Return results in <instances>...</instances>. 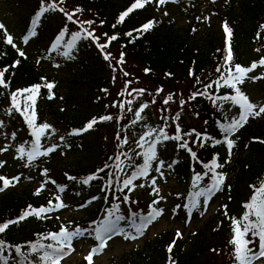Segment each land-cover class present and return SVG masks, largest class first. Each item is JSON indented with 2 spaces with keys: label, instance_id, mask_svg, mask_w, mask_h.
Wrapping results in <instances>:
<instances>
[{
  "label": "trees",
  "instance_id": "16d2710c",
  "mask_svg": "<svg viewBox=\"0 0 264 264\" xmlns=\"http://www.w3.org/2000/svg\"><path fill=\"white\" fill-rule=\"evenodd\" d=\"M30 4L31 18L27 26L30 27L33 18L40 11L43 4L47 7L53 0H24ZM58 8H63L64 12H73L75 9H82L81 12L73 16V20H68L64 12L49 10L44 14L52 15V19L58 23L57 28L62 29L65 34L67 44L72 40L73 33H80V37L75 41L74 46L69 50L66 46L59 50L70 51L78 49L88 57L94 80L88 81L90 89L85 93L70 86L66 103L70 105L75 115V120H67L65 127L73 130L82 129L93 118L99 120L102 116H111V120L100 121L94 127L79 135H71L70 141L73 146L83 144L87 155H94L96 163L94 166L74 165L70 163L65 167L64 174L68 181V186L73 188L76 195V203L86 206L83 218L71 220L80 230L86 229L87 237L95 240L94 229L106 218V209H114L119 205L117 215L125 217L127 226L139 224L150 211L153 202H146L137 197L130 190L120 189L123 187L122 181L128 178L138 166L144 163L142 153L148 148V143L143 148L138 146L140 136L149 129H156L153 137L158 134L159 128L154 125L144 126L137 124L136 128L128 119L124 112L126 105L124 101L118 104L119 109L112 113H106L104 93L101 87H105L107 82L104 79L106 71L109 69L105 55L110 54L114 49L117 58L113 63L119 74H132L145 79L152 94L153 103L160 111L161 120L165 125L164 132L168 136L179 135L182 141L168 140L172 152L168 155V169L176 173L177 178L187 184V188L173 196L172 202L176 206L177 212H189L192 194L198 191L193 187V179L196 173L203 174L207 171L204 164L210 163L217 158L218 163L223 164L217 172L226 174V179L220 190L224 195V200L219 205L217 213L213 215L204 225L190 232L185 239L183 233L177 237L169 230L147 238L142 246L135 247L129 254L123 256L112 264H236L233 257L234 246L230 243L233 239L231 232V219L241 218L245 212L243 207L253 194V185L259 186L264 182V118L254 120L246 126L239 136L240 143L236 145L238 155L230 165L226 161V154L223 153L224 144L213 145L211 141L204 144L195 143L196 133H203L214 139H223L219 125L230 122L234 117L228 107L236 108L227 102L217 101L213 103L209 96L219 97L232 94L233 90L227 86L218 87L215 81H220L224 85L221 76L228 75V64H225L224 57L227 55L225 23L231 29V51L232 65L239 64L246 67L247 59L250 58V47L256 45L264 49V0H227L224 9L217 11L214 24L202 31L199 26L192 24L189 27L176 26L173 19L158 17L153 13L152 8L147 4L144 8L135 9L124 20L118 23V19L126 11L134 0H55ZM75 21H94L91 25L77 23ZM154 21L153 27L146 32H137L142 25ZM115 25V27H113ZM197 25V24H196ZM48 29L44 27L43 31ZM66 29V31H65ZM87 29L93 32V39L87 37L83 31ZM4 29H0V70L7 68L5 80L7 87H0V102L5 101L7 105L17 112L18 120L22 123L21 129L26 130V142L30 144L34 140L32 128L25 120L23 109L26 97L29 93L18 95L17 99L21 106V111H16L13 107L12 93L17 90L31 88L40 85L39 92L35 94L36 123L43 124V120L38 116V107L41 103L49 100L52 92L58 93L55 85L51 90L44 87L49 83V79L43 76L42 72L31 61L28 56H19L17 50L5 43ZM132 35L128 36L127 33ZM107 34V35H105ZM259 34V38H258ZM41 35V34H40ZM118 38L111 43L109 37ZM99 45H107L103 49ZM246 48V49H245ZM261 57H264V50H260ZM123 56V63H118ZM19 61L18 64L15 62ZM220 67V71L217 68ZM145 69H148L146 72ZM212 87L206 89V85ZM244 92V84L239 85ZM93 89V90H92ZM160 90V91H158ZM207 92L206 95L194 93ZM172 97L167 104L164 100ZM104 98V101H101ZM30 112V110H29ZM177 114L179 118L177 119ZM44 117V116H43ZM80 118V119H79ZM114 129V137L111 143L104 142L103 135L108 128ZM135 127V128H134ZM192 130H195L193 132ZM100 133V135H97ZM186 133H192L186 135ZM119 136V139L117 138ZM127 143H123L124 138ZM43 137L41 138L42 141ZM150 142V138L146 137ZM187 141L189 147L196 153L193 158L191 154L179 144ZM160 143H165L162 141ZM98 150L94 151L93 147ZM158 145L155 151L157 156ZM98 153V154H97ZM119 158V159H117ZM77 164V163H76ZM107 165V167H106ZM119 165V168H117ZM171 165V167H169ZM156 166V160L152 161V166L147 177L139 179H150ZM103 169V171H99ZM121 169H123L121 171ZM232 172V178H227ZM90 176L95 179L88 184L82 183ZM75 177V179H69ZM211 173L204 176L199 182L200 188L211 183ZM118 180L120 182H118ZM137 180H134L135 183ZM66 186V183H63ZM2 186V182H0ZM36 188L25 186L18 189L13 187L9 191L0 194V224L10 220H17L25 211L40 207H52L59 203L55 197L47 193L37 194ZM127 196L125 203L123 197ZM96 197L97 199H93ZM119 198V199H118ZM197 210L204 197H199ZM52 201V205H49ZM89 202L92 206H89ZM129 206L128 211H124V206ZM186 205L188 207H186ZM227 206L226 209L224 206ZM225 212L227 215H225ZM135 214V215H133ZM46 218L28 216L18 223L10 224L5 232L0 233V241L4 242V247L0 250V264H40L39 254L30 251L32 243H55L50 239H43L49 233L59 232L62 227L68 225V221H60L54 215L44 214ZM115 219V217H113ZM118 223V224H119ZM249 239H252L249 234ZM175 241L171 253L168 246ZM256 243L249 245L254 250ZM20 247V253L16 248Z\"/></svg>",
  "mask_w": 264,
  "mask_h": 264
},
{
  "label": "rangeland",
  "instance_id": "374dc122",
  "mask_svg": "<svg viewBox=\"0 0 264 264\" xmlns=\"http://www.w3.org/2000/svg\"><path fill=\"white\" fill-rule=\"evenodd\" d=\"M227 0H169L164 5H159L157 0H153L150 3V7L153 13L158 17L172 18L176 26L189 27L192 24L199 26V30L202 31L205 28H209L214 24L217 11L224 9L225 2ZM30 4L24 0H0V24L4 25L7 34H10L14 38V43L29 55L30 59L36 63V66L42 72L43 76L49 79L51 83H54L58 89V93H53V98L45 101L39 107L40 117H45L43 120L47 124L54 126L48 130L44 137V149L52 145H58L54 152L49 153L47 156H41L36 158L30 164L27 161V157L19 159L18 149L21 146H25L26 132L20 129L21 123L17 119L16 113L7 105L5 101L0 102V149H7V151H0V162H3V167H0V175L9 179L13 177H19V182L13 181L15 187L18 189L25 186H32L33 188L42 189L49 193L51 196L60 197V201L63 202L65 207L50 211L60 221L67 220L68 225L66 228L69 231L79 229L75 226V222L71 220H78L83 218L86 206L84 204H78L76 201V195L73 188L67 186L62 187L63 183L68 184L66 176L64 174L65 167L70 163L74 165H86L94 166L96 163V157L87 155L84 150L83 144H77L72 150L73 146L70 141V130L65 127L67 120H75L76 113L72 115V108L66 103L68 98V92L70 86L79 89L85 93L90 89L88 81L94 80V74L91 71L90 64L88 63V57L84 53L75 52L70 54L71 58L65 57L62 53L57 51L51 52L48 50V46L51 45L54 34L58 30L56 28L58 23L56 20L50 18L44 19V25L48 29H45L41 35L36 36L31 42L28 41L25 44L22 37L27 33V24L31 18ZM48 17V16H47ZM197 24V25H196ZM4 32V30H3ZM246 49V48H245ZM260 49L256 45L250 47L251 56L247 59L246 67L250 66L252 62L259 61L261 58ZM111 58L107 60V66L109 69L106 71L104 79L101 82H107L105 87H101L104 93V98L101 101L105 102L106 113L114 112L119 109L118 104L120 101H124L126 107L124 112L127 119L135 125L143 124L144 126L154 125L161 129H165V125L161 120L160 111L153 103L152 94L149 92L151 87L145 79L137 77L133 72L132 74H119V71L113 67V63L117 58V53L114 49L110 51ZM59 65V67H57ZM251 76L264 75V67H258L252 73ZM129 81L131 83H129ZM245 87L244 93L249 97L250 101L257 105H264V79L253 81L246 79L243 83ZM143 89V92L139 90ZM93 90V89H92ZM106 90V91H105ZM131 102V103H129ZM147 104L148 107L144 108L140 113L141 118L137 119L136 112L142 105ZM11 110V111H10ZM228 110L234 117H238V107H228ZM264 118V114L259 117H250L248 122L236 132L231 139L236 141L235 144L240 143L239 136L243 129L250 125L254 120H260ZM80 119V118H79ZM135 121V123H133ZM134 127V128H135ZM54 129V131H53ZM13 131L15 133H13ZM100 135V133H97ZM64 137L63 140L60 138ZM114 137V129L108 128L103 135L104 142L109 141L111 143ZM165 143H158L156 166L150 179L138 181L134 188V194L137 197L146 202H153L159 200L157 204L159 209H163V215L155 220L151 225L147 227L142 236L138 239L125 240L124 236L113 235V238L108 241L107 247L102 253L93 257V264H112L114 261H118L123 256L129 254L135 247L142 246L147 238H151L157 234L163 233L169 230L175 234L179 230L183 233V239L189 235L190 232L204 225L213 215L217 213L219 205L224 200L223 193L216 192L205 205L203 199L201 205L194 213L181 212L180 214L176 210V206L173 204L172 199L175 194L183 192L187 188V184L180 181L176 173L168 169L167 158L172 152L171 145L168 140H162ZM25 148V147H24ZM43 149V150H44ZM95 153L98 150L93 147ZM42 150V151H43ZM27 152V150L25 149ZM223 153L228 155L226 146L223 149ZM238 150L236 145L232 149L231 157L226 156V161L231 165L237 157ZM98 154V153H97ZM159 161H163V166L160 167V171L157 172L156 168L159 166ZM77 163V164H76ZM27 165V166H26ZM45 170H47L45 174ZM163 173V175H161ZM233 173H228V178H232ZM156 180L155 186L152 185V179ZM54 182V183H53ZM139 185H144L140 187ZM11 187V186H10ZM153 187L159 189V194L153 193ZM161 197L163 199H161ZM59 201V202H60ZM92 206V203H89ZM129 208H125L128 211ZM232 226V238H233V225ZM121 230L126 227L125 222L118 226ZM130 232H134L131 235H137L135 229L129 227ZM83 228V235L74 238L72 247L75 249L70 255L66 256L61 264H88L85 257L88 256L90 250L96 247L98 241L91 240L87 237ZM259 247V246H258ZM258 248L256 249V251ZM253 264H264V257L253 261Z\"/></svg>",
  "mask_w": 264,
  "mask_h": 264
},
{
  "label": "snow or ice",
  "instance_id": "6c2138e0",
  "mask_svg": "<svg viewBox=\"0 0 264 264\" xmlns=\"http://www.w3.org/2000/svg\"><path fill=\"white\" fill-rule=\"evenodd\" d=\"M153 0H134V3L123 13H121L118 23H123L125 18L135 9L144 8L147 4L152 3ZM158 6L164 5L169 2V0H157ZM59 10L61 12H64L63 8H58V5L55 3V0H53V3L49 4L47 7H44L43 4L41 6L40 11L37 13V15L33 18L32 24L33 28L32 30L22 37V40L25 44L28 43L29 39L32 36L36 35L35 32V25L39 22V19L41 16L44 15L49 10ZM82 9L77 8L73 12H64L65 16L68 20H73V16L81 12ZM77 23L83 24H89L91 25L94 23V21H75ZM154 21H149L148 23L141 26L140 29H136L137 32H146L150 30L153 25ZM115 27V25H113ZM264 27V26H262ZM0 29H4V25L0 24ZM224 29L226 32V48H227V55L224 57L225 64H228V75L221 76V79L224 81V85L220 84V81H215L218 87L220 86H227L228 88L233 90L232 94H227L224 96L219 97H212L209 96V99L213 100V103L216 104L217 101L227 102L230 103L233 106L238 107L239 109V115L238 117H232L230 122L228 123H221L219 125V128L221 130V134L223 135V139H214L212 137L207 136L203 133H196L195 137V143H199L201 147L204 146L205 143L208 141H211L213 145H219L224 144L227 149L228 157H231L232 149L235 146L236 141L234 139H231V137L239 131L240 128H242L249 120L250 117L255 118L259 117L262 114H264V105H257L250 101L249 97L241 91V88L239 85L243 84L246 79H251L253 81L264 79V75H258V76H251L249 77V73H252L254 70H256L258 67H264V57H261L259 61H254L252 64L248 67L241 66L239 64L232 65V51H231V44H230V38H231V29L227 26V23L224 25ZM66 31V29H65ZM86 33L87 37H92L93 39L98 40V37H95L93 32L88 31L87 29L83 30ZM65 33L62 31L60 33V36L57 37V43H59L60 39L63 37ZM4 35H5V43L8 45H11L13 48H15L21 57H25L24 51L20 50L17 45L14 43V38L7 34L6 29H4ZM107 35V34H105ZM126 35L131 36L132 33L129 32ZM80 37V33H73L72 34V40L67 44V48L70 50L73 46L75 41ZM118 37L113 35L109 37L108 42L111 43V41L116 40ZM259 38V34H258ZM107 45H99L101 49L106 47ZM257 51H260L257 49ZM63 55L65 57H70V51L63 52ZM109 55H105V59H109ZM123 56L124 54L121 53L120 60L118 63H123ZM16 64L19 63V61L15 62ZM59 67V65H57ZM221 69L220 67L217 68V71L219 72ZM147 72L148 69H145ZM5 72H7V68L0 70V87H7L8 83L5 80ZM127 75V73H125ZM129 83H131L129 81ZM40 85H35L28 89L23 90H17V92L12 93V101H13V107L16 111H21L20 103L17 99L18 95H23L24 93H29V95L26 97V101H29L30 103H26L23 109V113L25 115V120L28 123V125L32 128V135L34 137V140L31 142V149L29 151H25V148L21 146L18 149L19 152V159H24L27 157V161L30 164L32 161H34L36 158L41 156H47L49 153L54 152L58 145H52L50 147L45 148L43 151H41V138L46 135L49 129H51V125L44 123V124H37L36 123V113H35V94L39 92ZM47 89L51 90L55 87L54 83H46L44 85ZM212 87L211 84L206 85V89ZM106 91V90H105ZM140 92H143L144 90H139ZM160 91V90H158ZM199 95H206L207 92L203 93H194L192 95V98L194 99L195 96ZM49 99H52L53 96L50 94ZM172 97L169 96L167 99L164 100V103L167 104L169 100H171ZM131 103V102H129ZM148 105L144 104L141 106V108L136 112L137 119L141 118L140 113L143 111L144 108H147ZM30 110V112H29ZM11 111V110H10ZM179 118V114H177V119ZM111 116H102L97 120L96 118H93L91 121H89L86 126L82 129L73 130V132L70 133V135H79L82 132H86L94 127L95 124L99 123L100 121L105 120H111ZM135 123V121H133ZM0 125H2V122H0ZM54 131V129H53ZM179 128H177V135L175 136H168L163 129H160L158 134L153 137V133L157 132L156 129H149L147 132H145L143 135L140 136L138 143V146L140 148L144 147L145 143H148V148L142 153V157L144 160V163L136 168V170L126 179L122 181L123 187L120 189V191H124L125 189L133 190L136 185H134V180H137L142 177H147L149 175V171L152 166V161L156 160V145L162 140H176V141H182L183 137L179 135ZM195 132V130H192ZM192 133H186V135H191ZM146 137L150 138L149 140L146 139ZM119 139V136L117 137ZM61 140L64 139V137L60 138ZM261 143H264V141H260ZM123 143H127V138L125 137L123 140ZM180 148L186 149L193 158L196 157V153L191 150V148L188 145L187 141H184L179 144ZM0 151H7V149H0ZM119 159V158H117ZM27 166V165H26ZM163 166V161H159V166L156 168V171H160V167ZM0 167H3V162H0ZM107 167V165H106ZM171 167V165H169ZM223 164L218 163L217 158H213L210 163L204 164V168L207 169L206 172L203 174L196 173L194 179H193V187L197 188L198 191L194 192L192 194V198L190 201V211L192 209H195L198 207L199 204V197L205 198V205L207 204L208 200L212 198V196L215 195L216 192H219L222 188V185L224 184V181L226 179V174L222 172H217L216 170L218 168H222ZM117 168H119V165H117ZM123 169H121L122 171ZM99 171H103V169H100ZM47 170H45L46 174ZM209 173H211V183L206 185L203 188H200L199 182L203 179L204 176H208ZM163 175V173H161ZM19 177H13L11 179L0 176V182H2V186H0V191H4L6 188L13 185V181L19 182ZM69 179H75V177H69ZM95 179L94 176H90L87 179L83 180L82 183L88 184L90 180ZM118 182H120L118 180ZM54 183V182H53ZM152 185L155 186L156 180L153 178L151 181ZM140 187H143L144 185H139ZM253 194L248 202L244 204L245 212L243 216L239 219L232 217L231 222L233 225V239L230 241V243L234 246V252L233 257L236 261V264H253V261L260 259L264 257V182H262L258 187L253 185ZM63 191V189H60ZM153 193L155 195L159 194V189L156 187H153ZM39 194V190L37 192ZM93 199H97L96 197H93ZM119 199V198H118ZM128 197L124 196L123 200L125 203L128 202ZM161 199H163L161 197ZM56 200L59 201L60 198L56 197ZM90 203V202H89ZM159 203V200H154L153 205H156ZM49 205H52V201H49ZM56 209L63 208L65 205L63 202H59L55 204L54 206ZM186 207H188L186 205ZM226 209V205L224 206ZM30 210L25 211L23 215H21L17 220H10L3 224H0V233L5 232V230L9 227L10 224L18 223L19 220H23L27 218L28 216H36L38 218H46L44 217V214L50 212L53 210V207H40L38 209H33L31 206H29ZM106 218L104 221H101L100 224L94 229L95 236L94 238L96 241H98V244L96 247H93L88 256L85 257L88 264H93V257L95 255H98L103 252V250L107 247V243L109 240L113 238V235H121L123 234L124 239H138L139 236H142L144 234V231L147 229L149 225H151L155 220H157L160 216L163 215V209H159L156 207H153L150 205V211L148 214L141 219L139 224H135V232L137 235H131L130 233H122L121 229L118 227V223L121 220H124L125 217L122 215H117L119 212V205H116L114 209H106ZM135 215V214H133ZM225 215L227 213L225 212ZM115 217V219H113ZM249 234H251L252 239H249ZM83 235L82 230L76 229L74 231H69L66 227H62L59 232L55 233H49L47 236L43 237V239H50L51 241H54L55 243H32L30 245V251L35 254H39V262L40 264H61V261L68 255H70L75 249L72 247V242L74 238H78ZM177 237L181 236L180 231L178 230L176 233ZM258 240V246L259 251L254 250L252 247H249V245L256 243ZM175 244V241L172 242L168 246V252L171 253L172 247ZM4 247V242L0 241V250H2ZM17 253H20V247L17 246L16 248ZM0 259H3V257H0ZM4 264H7V260L4 259ZM171 264H175L174 261L171 262Z\"/></svg>",
  "mask_w": 264,
  "mask_h": 264
}]
</instances>
